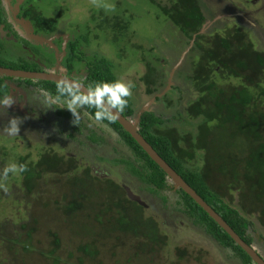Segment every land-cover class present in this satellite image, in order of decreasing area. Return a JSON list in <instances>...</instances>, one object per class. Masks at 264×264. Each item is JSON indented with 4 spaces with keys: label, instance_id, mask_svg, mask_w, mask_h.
Returning a JSON list of instances; mask_svg holds the SVG:
<instances>
[{
    "label": "rangeland",
    "instance_id": "obj_1",
    "mask_svg": "<svg viewBox=\"0 0 264 264\" xmlns=\"http://www.w3.org/2000/svg\"><path fill=\"white\" fill-rule=\"evenodd\" d=\"M200 1L204 7L206 21L214 23L208 30L220 34L226 28L238 27L247 35L254 48L264 53V0ZM1 2L10 12L8 20L14 24L21 38L26 40L23 42L26 45L21 47L16 41L14 47H20L19 50L10 46V39L4 40L5 49L0 53V57L9 64L36 65L35 62H42L39 55L34 56L32 48L54 45L50 40L35 34L30 22L20 17L18 12H13L16 7L13 0ZM41 2L33 4L34 11L50 12L55 7V11L60 13L62 21L59 24V41H62V44H59L61 46L58 49L61 50V55L65 53L67 57L69 53L63 49H67L68 42H76L79 53L87 61L106 59L112 64L117 79L123 77L134 82L133 95L130 97L134 107L133 118L144 112H152L166 121L167 129L177 127L183 129L182 134L196 133L201 119H188L182 114L188 101L196 96L190 82L184 81L182 86L178 84V90L168 88L173 91L167 89L169 94L161 102L151 101L152 97L146 95V86L142 81L145 76L142 58L145 61L153 57L160 59L158 69L166 72L173 84L184 78L194 59L190 53L194 41L185 46V43L179 40L180 34L175 30L171 31L164 16L150 0H101V3L114 4V12H107L102 6H94L91 0H52V8H49L47 0ZM2 10L5 13V10ZM119 25L127 28L120 31ZM8 30L9 37L15 36L13 30ZM151 47L154 48L153 53L149 52ZM28 57H33V60ZM72 65L79 67L80 71L85 67L84 63L72 62ZM167 85L162 87L160 93ZM26 93L30 97V103L19 105L23 103L22 98L14 96L15 103L10 108L0 109V130L12 117L20 118L24 124H28L22 127L24 124L21 123L20 133L14 137L0 132V158L4 159L0 160V170L11 162L18 163L20 157L25 158L26 163H35L43 153L51 152L57 153L65 161L79 163V167L87 166L95 177L112 178L118 185H122L124 190L125 187L128 188L133 196L139 198L142 202V205H139L145 209L143 217L154 219L161 227L162 234L168 239L167 254L164 255L168 256V260L150 263L143 258L136 259L135 248L130 244L128 237L124 243L123 236L117 241L110 235L100 238L97 244L100 253L96 260L86 259L83 254L76 253L78 246H83L86 242L85 234L82 236L74 233V228L68 230L71 218L64 215L62 202L68 198H64L58 190L54 191L53 181L61 185L58 175H48L40 181L43 190L45 189L43 195L37 191L29 194L23 189L22 178L19 175H11L7 181L8 194L1 196L0 191V197H3L0 199V225L8 223L11 226L10 232L17 233L21 241L26 239L27 232L21 226L25 225L26 230L29 229L33 219L37 220V225H34L35 230L29 241L33 249L31 254H22L18 247L15 251H8L1 244L0 264H52L51 260L43 257L41 253H47L51 248L54 234L59 239V264H245L231 249L221 246L207 233L203 225L187 214L179 190L170 182L165 191H157L144 182L150 174L144 161L106 124L96 123L82 108L78 110L80 119L75 124V117L67 106L55 103L49 93H42L35 87ZM3 152L6 154L3 155ZM196 159L189 168L200 171L203 167V155L199 153ZM135 171L136 175L133 174ZM63 180L65 179L62 177ZM75 183L79 186L77 180ZM62 192L70 196L69 193ZM226 195L227 200H224L231 202L229 205L242 214L237 206V194L226 192ZM128 199L135 202L129 197ZM249 219L251 225L246 237L251 239L252 248L264 259V227L256 218ZM177 248H188V258L178 262L175 258ZM78 257L83 260L77 261Z\"/></svg>",
    "mask_w": 264,
    "mask_h": 264
},
{
    "label": "trees",
    "instance_id": "obj_2",
    "mask_svg": "<svg viewBox=\"0 0 264 264\" xmlns=\"http://www.w3.org/2000/svg\"><path fill=\"white\" fill-rule=\"evenodd\" d=\"M150 2L164 16L171 31L175 30L180 34L179 40L183 41L185 46L194 41V47L190 51L191 57H194L192 65L184 74V78L175 82L172 87L173 90H178V84L182 86L184 81L191 83L196 96L188 101L182 114L188 119H201V123L198 124L195 134H182V128L167 129L165 120L152 112H144L140 116L139 133L242 240L251 245V239L246 237L251 225L249 217L256 218L264 227V53L257 51L247 35L238 27L226 28L220 34L205 31L207 19L200 0ZM2 20L0 10V23ZM42 21L39 20V24L42 25ZM125 28L127 27L119 25L118 30ZM68 48L73 58L77 56L79 61L84 60L86 63V86L117 80L108 60L101 58L87 61L78 53L76 42L71 43ZM153 51L154 48L151 47L149 52ZM146 61L142 58L141 63L145 69L142 81L146 86V95L153 97L165 87L169 77L162 69H158L160 59L153 57ZM0 67L28 72L40 71L36 65H7L2 58ZM25 82L32 84L31 81ZM34 85L55 97V83L40 81ZM7 93L8 87L4 78H0V95ZM168 94L167 91L161 98H155V101L165 100ZM133 108L129 98L128 106L121 114L132 118ZM82 109L91 116H94L96 111L88 106ZM101 123L110 127L132 152L144 161L150 172L144 182L157 191H165L168 182L164 172L151 161L120 124L116 120H105ZM199 153L203 155L202 169H190ZM5 154L3 152V155ZM18 164L28 166L29 170L19 176L22 178L23 189L29 194L34 191L40 195L45 194L40 182L45 176L58 175L60 178L61 185L52 181L54 191L58 190L64 198H68L62 200L63 213L71 218L68 230L74 228V233L82 236L85 234L86 242L83 246H78L76 253L95 261L100 253L97 246L99 240L110 235L117 241L123 236L124 243L128 237L130 244L135 248L136 259L143 258L150 263L168 260V256H164L167 254L168 239L162 234L161 227L154 219H145L144 207L130 201L122 185H118L112 178L95 177L87 166L79 167V163L65 161L57 153L51 152L43 153L35 163H26L25 158L20 157ZM133 174L136 175V171ZM62 177L65 180L62 181ZM75 180L79 186L74 184ZM62 191L70 196L64 195ZM226 192L237 194L236 202L242 214L229 205L231 202L226 201ZM179 193L187 214L203 225L215 241L231 249L245 264H253L246 253L188 195L181 190ZM34 225H37L35 219L29 229L26 230L25 225L21 226L27 231L23 241L17 233L10 232L11 226L8 223L0 225V245L8 251H15L18 247L22 254H31L33 249L29 241L35 230ZM99 230L104 234L101 235ZM53 236L51 248L41 255L51 260L52 264H59V239L56 234ZM187 249H176L175 258L178 262L188 258ZM77 259L79 262L83 260L82 257ZM196 261L198 263V260Z\"/></svg>",
    "mask_w": 264,
    "mask_h": 264
},
{
    "label": "flooded vegetation",
    "instance_id": "obj_3",
    "mask_svg": "<svg viewBox=\"0 0 264 264\" xmlns=\"http://www.w3.org/2000/svg\"><path fill=\"white\" fill-rule=\"evenodd\" d=\"M41 1L43 2V0H13V4L16 5L15 10L13 12H18L19 13L18 15L20 17H23L27 21H29L30 25L32 26V28L35 32V34H37L40 37H43V38L50 40L51 43L54 45V47H50L49 45H42L38 48H32L33 52H35V55L34 54L33 55L34 56L39 55L40 56L39 59H42V62H40V63L35 62L36 67L39 68V70H40L38 72H44L46 74H52V75H55L57 77L66 76L70 79L76 78V79L81 80L83 82V84L86 86L87 70H86L85 61L84 60L79 61L77 56L75 58L72 57V55L70 54V50L68 48L69 45L71 44L69 42L66 46L67 49H63V50H65V52H66V50L68 51L69 55L67 54V57H66L65 53L61 55V50L58 49L61 46L59 44L60 43L62 44V41H59V38L61 37V33H60L61 26L59 24L62 21L61 18L59 17L60 13L55 11V7L53 10L51 9L52 11L50 10V12H46L44 10L39 11V12L34 11L33 4L35 2H41ZM47 1L49 3V8L50 7L52 8V4H53L52 0H47ZM2 9L5 10V13H3L4 11ZM0 10H1L2 18H3L2 22L0 23V53H3V51L5 49L4 40L10 39V40H8V42L11 43L10 46H13V47L15 46L16 41H17L18 45L21 46V45L25 44L23 42H25L26 40L21 38V35L15 30L14 24L8 20V14H10V12H8V9L2 5L1 0H0ZM39 20H43L42 25H41V23L39 24ZM213 24H214L213 21H207V26H206L207 30L210 29L211 27H213ZM8 29L13 30L15 36L9 37L10 33H9ZM205 31H206V29H205ZM209 31H211V30H209ZM16 36H17V38H15ZM27 43H30V42L27 41ZM30 45L32 47H34V45L32 43H30ZM28 47L31 48L30 46H28ZM14 48H18L19 50L21 49L20 47H14ZM78 53H79V51H78ZM79 54H81V53H79ZM0 58H2V57H0ZM30 58L32 59L33 57H28V59H30ZM44 62H45V64H44ZM72 62H77L78 64L84 63L85 67L83 68L82 71H80L81 69H79V67H77V66H73ZM6 64L7 65H18V64H9L7 62H6ZM2 68H6V67H2ZM8 69H11V68H8ZM12 70H14V69H12ZM20 71H22V70H20ZM35 72H37V71H35ZM1 79H3V78H1ZM25 81H29V80L4 78V82L8 87V93L5 95H13V97L14 96H20L22 98L23 103H20L19 105H23V106L31 102L30 97H28L27 93H26L28 90H31L34 87L38 88L39 91L41 90V88L39 86L34 85L35 83H38L40 81H31L32 84H28ZM45 82H48V81H45ZM169 82L170 81L167 80L166 83L168 84ZM51 83H54V82H51ZM55 84H57V83H55ZM170 85H171V87L174 86V84L171 82H170ZM45 92L49 93L47 91H44V93ZM5 95H0V99H2ZM50 95H51V97L54 98V96L52 94H50ZM0 109H3V108H0ZM0 112H2V110H0ZM25 114H26V112H25ZM22 124H24V121H22ZM101 124H103V123H101ZM26 125H28V124H24V125H22V127H26ZM92 168L95 169V167H92Z\"/></svg>",
    "mask_w": 264,
    "mask_h": 264
},
{
    "label": "clouds",
    "instance_id": "obj_4",
    "mask_svg": "<svg viewBox=\"0 0 264 264\" xmlns=\"http://www.w3.org/2000/svg\"><path fill=\"white\" fill-rule=\"evenodd\" d=\"M91 3L97 7H103L107 12H114L115 5L111 3H101V0H91ZM207 29V28H206ZM133 81L123 77L118 78L112 83L97 82L85 86L83 82L76 78L61 76L56 84V95L53 98L55 103H62L75 117L76 124L80 119L79 109L85 106L96 109L94 116L89 114L90 119L97 123L105 120L114 122L120 113L128 106L129 98L133 95ZM170 88V87H169ZM169 90V89H168ZM42 93L44 90H40ZM47 95V94H45ZM15 103L13 95H5L0 99V108H10ZM131 119V118H129ZM22 120L12 117L0 132L9 137H14L20 133ZM27 164H18L11 162L0 170V191L8 194L9 188L7 181L11 175H19L27 172ZM167 182L169 180L167 179Z\"/></svg>",
    "mask_w": 264,
    "mask_h": 264
},
{
    "label": "water",
    "instance_id": "obj_5",
    "mask_svg": "<svg viewBox=\"0 0 264 264\" xmlns=\"http://www.w3.org/2000/svg\"><path fill=\"white\" fill-rule=\"evenodd\" d=\"M0 78L22 79L29 81H48L57 83L59 77L52 74H46L44 72H28L0 67ZM168 81H170L169 78ZM169 87L170 82L168 83L166 89L163 92L153 96L151 101H154L157 97H161ZM141 114H139L136 118L132 117L129 119L120 113L116 121L120 124L122 129L127 132L131 138L141 147V149L147 154L151 161H153L164 172L169 182L176 189L181 190L186 195H188L227 235H229L232 241L246 253L253 264H264V259L252 248V246L243 241L242 238L222 219V217L216 213L214 209L211 208V206H209L143 138L138 129ZM125 190L130 199L142 205V202L139 200V198L133 196L132 193L129 192L128 188L125 187Z\"/></svg>",
    "mask_w": 264,
    "mask_h": 264
}]
</instances>
